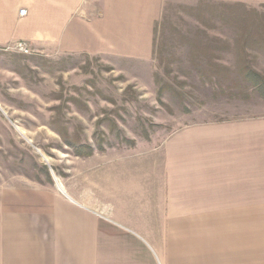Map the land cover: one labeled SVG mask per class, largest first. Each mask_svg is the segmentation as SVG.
I'll list each match as a JSON object with an SVG mask.
<instances>
[{
  "label": "crops",
  "instance_id": "1",
  "mask_svg": "<svg viewBox=\"0 0 264 264\" xmlns=\"http://www.w3.org/2000/svg\"><path fill=\"white\" fill-rule=\"evenodd\" d=\"M162 2L0 0V46L149 60ZM104 156L76 155L65 187L0 185V264H264V117L91 170Z\"/></svg>",
  "mask_w": 264,
  "mask_h": 264
},
{
  "label": "rangeland",
  "instance_id": "2",
  "mask_svg": "<svg viewBox=\"0 0 264 264\" xmlns=\"http://www.w3.org/2000/svg\"><path fill=\"white\" fill-rule=\"evenodd\" d=\"M261 1L163 0L149 60L0 46V185L65 187L87 147L105 153L91 170L113 167L190 125L264 117Z\"/></svg>",
  "mask_w": 264,
  "mask_h": 264
},
{
  "label": "built area",
  "instance_id": "3",
  "mask_svg": "<svg viewBox=\"0 0 264 264\" xmlns=\"http://www.w3.org/2000/svg\"><path fill=\"white\" fill-rule=\"evenodd\" d=\"M26 12H27L26 8H21L19 10V15L23 16L26 14ZM15 46L21 52L27 53L29 51L27 44L23 41L17 42Z\"/></svg>",
  "mask_w": 264,
  "mask_h": 264
},
{
  "label": "trees",
  "instance_id": "4",
  "mask_svg": "<svg viewBox=\"0 0 264 264\" xmlns=\"http://www.w3.org/2000/svg\"><path fill=\"white\" fill-rule=\"evenodd\" d=\"M154 31H155V26H154ZM247 79H252L257 85H260L261 83L259 82V80L261 79L260 74L257 73L256 71L249 69L248 75L246 77ZM86 149H88V154L90 153V149L87 147Z\"/></svg>",
  "mask_w": 264,
  "mask_h": 264
}]
</instances>
